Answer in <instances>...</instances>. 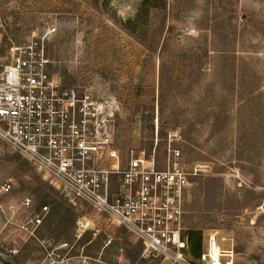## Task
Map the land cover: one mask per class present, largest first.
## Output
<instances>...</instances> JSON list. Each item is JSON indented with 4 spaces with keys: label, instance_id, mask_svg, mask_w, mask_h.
<instances>
[{
    "label": "rangeland",
    "instance_id": "374dc122",
    "mask_svg": "<svg viewBox=\"0 0 264 264\" xmlns=\"http://www.w3.org/2000/svg\"><path fill=\"white\" fill-rule=\"evenodd\" d=\"M140 2L0 0V69L11 49L42 43L48 73L103 105L123 163L144 151L162 170L170 146L187 170L197 169L182 219L195 249L217 233L232 245L234 264H264V0H166L162 12L135 21L155 34L145 46L121 28ZM174 133L180 138L169 139ZM9 177L15 187L1 205L29 197L49 213L16 256L0 242V264H47L50 240L69 243L68 256L89 264L160 261L141 259L123 230L70 206L0 142V186ZM79 224L87 230L76 240Z\"/></svg>",
    "mask_w": 264,
    "mask_h": 264
},
{
    "label": "built area",
    "instance_id": "2783aa9c",
    "mask_svg": "<svg viewBox=\"0 0 264 264\" xmlns=\"http://www.w3.org/2000/svg\"><path fill=\"white\" fill-rule=\"evenodd\" d=\"M10 58L0 69V142L41 173L70 206L88 208L109 226L123 230L139 245L141 259L190 264L189 238L182 227L183 197L197 169L187 170L180 151L170 146L162 170L157 169L155 154L144 151H130L123 163L103 105L48 73L42 43L15 47ZM14 187L15 181L7 178L0 196H9ZM48 213L47 206L36 208L29 197L0 205L5 224L27 238H35ZM86 227L78 225L76 240ZM201 242L197 264H234L232 245L224 246L226 238L206 233ZM46 248L47 264L72 260L67 242L50 240ZM8 251L18 254L17 248ZM81 264H89L87 258Z\"/></svg>",
    "mask_w": 264,
    "mask_h": 264
},
{
    "label": "crops",
    "instance_id": "0c3cea01",
    "mask_svg": "<svg viewBox=\"0 0 264 264\" xmlns=\"http://www.w3.org/2000/svg\"><path fill=\"white\" fill-rule=\"evenodd\" d=\"M8 201L9 200H5L4 203L2 204V206H4ZM19 201L17 202V204L19 203ZM46 219H47V217H46ZM5 221H6L5 218L0 214V242H4L3 245L8 246L9 249L17 248L18 249V253H19V251H20L21 247L23 246V244L25 242H27L28 240H31L32 238H27L24 235L18 234L17 231H16V228L13 227V226H10V225H6ZM6 241L8 243H6ZM57 243H62V242L61 241H57ZM83 249H84V247H81L82 251H83ZM201 249H202L201 240L199 241L198 247L196 249L194 248V245L192 244V242L189 241V253H190L189 256L194 258V259H190V261L192 260L193 262H195V260L197 259V256L201 252ZM61 254L63 255L64 252H61ZM83 258H86V257L82 256L81 259L83 260ZM82 260L75 261V260L72 259L67 264H81ZM98 263H100V261H98ZM156 264H171V263H170L169 260H160Z\"/></svg>",
    "mask_w": 264,
    "mask_h": 264
},
{
    "label": "trees",
    "instance_id": "16d2710c",
    "mask_svg": "<svg viewBox=\"0 0 264 264\" xmlns=\"http://www.w3.org/2000/svg\"><path fill=\"white\" fill-rule=\"evenodd\" d=\"M165 6L166 0H141L136 18L134 20L128 19L121 24V28L124 32L134 37L145 46V44L155 40V34L149 35L148 28L145 25L136 24L137 22L135 21L142 13H160L165 9Z\"/></svg>",
    "mask_w": 264,
    "mask_h": 264
},
{
    "label": "bare ground",
    "instance_id": "6f19581e",
    "mask_svg": "<svg viewBox=\"0 0 264 264\" xmlns=\"http://www.w3.org/2000/svg\"><path fill=\"white\" fill-rule=\"evenodd\" d=\"M190 260V259H189ZM194 263H197V261L195 260V262Z\"/></svg>",
    "mask_w": 264,
    "mask_h": 264
}]
</instances>
